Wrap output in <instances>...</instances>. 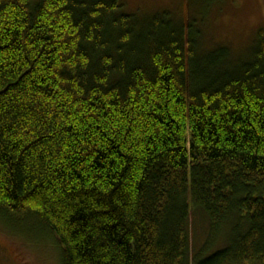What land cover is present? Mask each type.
Masks as SVG:
<instances>
[{"label": "trees", "instance_id": "16d2710c", "mask_svg": "<svg viewBox=\"0 0 264 264\" xmlns=\"http://www.w3.org/2000/svg\"><path fill=\"white\" fill-rule=\"evenodd\" d=\"M162 16L0 0V223L60 264H264V36L198 56Z\"/></svg>", "mask_w": 264, "mask_h": 264}, {"label": "rangeland", "instance_id": "374dc122", "mask_svg": "<svg viewBox=\"0 0 264 264\" xmlns=\"http://www.w3.org/2000/svg\"><path fill=\"white\" fill-rule=\"evenodd\" d=\"M121 3L124 12L139 22L165 15L166 20L174 23H189L199 45L198 56L225 47L233 58L243 59L258 41V34L262 32L264 36V0H121ZM45 236L38 239L20 236L0 223V264H60L59 251ZM205 240L202 229L197 225L193 229L192 224L193 253ZM219 242L209 252L223 246Z\"/></svg>", "mask_w": 264, "mask_h": 264}]
</instances>
